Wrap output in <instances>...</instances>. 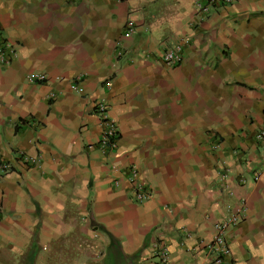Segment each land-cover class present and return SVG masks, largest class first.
<instances>
[{
	"label": "crops",
	"instance_id": "0c3cea01",
	"mask_svg": "<svg viewBox=\"0 0 264 264\" xmlns=\"http://www.w3.org/2000/svg\"><path fill=\"white\" fill-rule=\"evenodd\" d=\"M0 33L16 53L0 63V264H157L160 241L171 264H209L232 212L233 264H264V0H0Z\"/></svg>",
	"mask_w": 264,
	"mask_h": 264
},
{
	"label": "built area",
	"instance_id": "2783aa9c",
	"mask_svg": "<svg viewBox=\"0 0 264 264\" xmlns=\"http://www.w3.org/2000/svg\"><path fill=\"white\" fill-rule=\"evenodd\" d=\"M118 1V0H114ZM213 0H209L212 2ZM228 1V0H225ZM198 11L196 18H201L204 13L208 10L207 2H203L198 4ZM134 31L132 27L131 20L126 23L125 30L123 31L124 36H129ZM185 42L187 41L184 40ZM181 49H182V42L176 41L171 45L165 47L160 52V60L163 64L167 66H172L178 63L181 59ZM120 53V50L117 51V54ZM15 48L13 43L6 37H3L0 33V63L6 64L15 56ZM45 74L43 72H31L26 75L27 82H34L36 80H44ZM72 87H75L76 84L71 83ZM95 110L97 113L98 122L100 124V132L99 137L97 139V144L99 149L102 152L107 151V149H112L115 146V137L117 135V129L115 126V121L111 118L107 112L106 103L103 100H97L94 103ZM255 138L257 140H264V124L259 126V129L255 132ZM93 145L90 144L88 147H92ZM19 155V153H18ZM25 160L28 158L26 155H22V153L18 156ZM32 160V158H30ZM9 162L5 160L0 155V177L2 176L3 172H5L9 168ZM126 176L129 180L130 189L132 191L131 197L134 198L136 201H141L148 196V190L146 183L139 178V172L136 166L131 165L129 166L126 171ZM259 176V172L256 171L253 174V178L257 179ZM222 178L225 177V174H222ZM116 181L114 180V184ZM1 212V207H0ZM240 214L237 212L230 213L226 218L220 219L214 225V230L212 235L206 244L207 248L210 251H213L214 255L211 258L209 264H233V260L230 256V248L229 243L227 240V232L230 228L236 223ZM153 253H155L158 257L157 264H171L169 253L166 246L163 242H157L154 245Z\"/></svg>",
	"mask_w": 264,
	"mask_h": 264
}]
</instances>
